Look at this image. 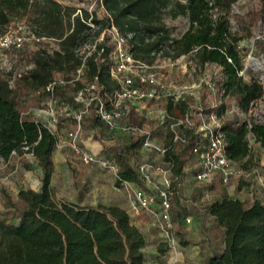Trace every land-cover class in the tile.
<instances>
[{
    "label": "trees",
    "instance_id": "16d2710c",
    "mask_svg": "<svg viewBox=\"0 0 264 264\" xmlns=\"http://www.w3.org/2000/svg\"><path fill=\"white\" fill-rule=\"evenodd\" d=\"M96 1L105 12L101 19L95 14L89 16L86 11L80 10L78 14L55 0H0V36L6 33L13 18L25 17L32 35L56 45L51 51L40 48L32 53L22 46L14 49L31 65L14 89L9 85L12 72L0 73V158L8 164L13 156L22 159L30 155L41 172L39 190L21 189L17 194L18 201L24 205L16 213L17 223L0 220V264H143L145 238L130 223L126 210L117 206L80 207L53 202L50 181L57 138L42 122L24 114L22 100L27 91H38L58 74L67 77L83 63L89 83L98 87L90 108L92 126L107 128L95 111L100 102L107 106L108 96L120 87V82L110 76L114 43L105 32L84 62L78 51L87 40L97 37L111 24L126 38L129 52L136 61L151 65L158 52L171 60L194 53L199 65L219 68V76L211 81L216 93L221 97L230 95L243 112L264 95L257 79L244 81L238 74L243 51L239 42L248 39L257 21L264 19V0H258V10L249 8L246 23L240 26L241 35L231 31L229 17L232 5L238 0H184L183 3L178 0L169 15L185 16L188 20V28L178 38L169 36L158 17L168 0ZM203 87L207 89L206 85ZM72 89L82 90L84 85L79 80L66 79L54 87L51 95L43 94L78 112L79 103L69 96ZM201 98L204 101V94ZM204 105L207 114L222 107ZM125 124L143 131L152 121L130 107ZM219 129L224 135L227 158L247 170L252 161L248 138L252 137L264 149V123L227 120ZM144 137L138 133L128 136L122 146L102 145L103 152L116 167V188L125 182L144 188L131 163ZM192 146L190 140L176 143L170 153L172 176L179 178L187 161H197ZM22 165L30 169L29 164ZM205 214L223 228V249L211 253L205 264H264V195L250 204L223 197L208 203ZM177 232L181 246L197 244L186 239L184 231Z\"/></svg>",
    "mask_w": 264,
    "mask_h": 264
},
{
    "label": "rangeland",
    "instance_id": "374dc122",
    "mask_svg": "<svg viewBox=\"0 0 264 264\" xmlns=\"http://www.w3.org/2000/svg\"><path fill=\"white\" fill-rule=\"evenodd\" d=\"M63 6L73 8L78 14L80 10L86 11L88 15L95 14L99 19L103 18L105 12L103 7L96 0H55ZM178 0H168L166 7L160 10V23L168 30L171 38H178L188 28V20L185 16L171 17L170 9ZM182 3L184 0H179ZM249 8L258 10L260 4L258 0H238L232 5L229 17L231 21V31L241 35L240 26L244 25L245 16ZM248 39L239 42L243 49L241 52V70L238 74L244 81L255 78L259 81L260 74L251 64V59H256L262 63L264 54V24L258 25ZM89 22V20H88ZM93 31L96 27L89 22ZM104 31V30H103ZM103 31L95 40L102 39ZM6 33L9 36H19L24 38V47L29 53L45 48L51 51L56 48L52 41L35 42L32 40V30L27 24L25 17L13 18ZM108 34V32H107ZM261 42L259 44L258 42ZM15 48L3 49L0 47V73L9 71L12 75L9 79L11 88H15L19 78L26 75L31 65L24 56H20ZM129 43L125 44V51L129 52ZM111 67L114 60L111 59ZM135 70L137 67H134ZM140 73L148 76L154 83H162L163 88L158 90V99L146 103L145 109L139 110L138 114L143 115L152 124L144 127L143 133L148 136L153 144L165 148L166 152L160 154L154 151H140L134 154L131 159L134 167L141 163L149 164L162 169L168 177L171 185L170 203L171 217L174 224L171 233L180 235L177 230L184 231L186 239L197 241L211 253H217L223 246V228L217 226L212 218L205 214V207L208 203L220 200L223 193H228L233 199H240L249 203L254 196V188L259 186V177H264V149L252 137L248 138L252 154V161L247 170L240 165L236 169L245 173L240 178L236 177L228 184L222 185L218 180L211 183L201 182L195 179L197 171V161H187L183 168L182 175L176 178L171 175L170 153L175 149L176 142L170 124L175 121H183L188 117L194 125L191 130L186 125H178L173 128L176 135L188 138L190 132L198 130L200 127L213 129L215 124L221 125L223 121L264 123V95L250 103L247 111H241L234 99L230 95L221 97L209 88H204L205 83H212L217 78L220 69L214 65H199L194 58V53L181 56L177 60H171L161 55L156 56L151 65L142 66ZM68 77V78H67ZM66 75L58 74L55 80L64 82L66 79H75L82 82L84 89L70 90L69 96L79 103L78 110L85 111L81 121V131L78 134L79 145L91 153L94 161L89 165H83L72 153L66 144V136L73 131L74 111L71 107L64 105L59 100H50L49 97L38 91H27L24 101V114L35 121H40L61 141L59 147H55L53 152V173L50 181L51 198L57 205L68 203L80 207L103 206H123L134 203L132 190L139 188L138 185L129 183L131 188L122 185L116 188L114 185L116 178V167L108 154L103 152L102 145L122 146L128 136L121 133L118 128L108 129L105 127L93 128L91 123V105L97 96L98 87L90 84L85 72L76 70L75 73ZM262 85V84H261ZM73 87V86H72ZM264 87V85H262ZM264 91V88H262ZM174 94L178 98H171ZM204 94V101L201 95ZM216 107L222 105L221 109L215 108L214 112L207 114V106ZM126 103L114 104L108 99L105 109L112 113H122L126 109ZM49 109L57 116V123L51 121L47 114ZM218 109V110H217ZM202 111V112H201ZM166 114L168 118H162ZM118 125L125 123V118L120 115L117 118ZM23 163L30 165L26 170ZM257 176V178H255ZM41 172L36 164V160L30 156L17 158L13 156L8 164L0 161V220L8 223H17L15 218L18 210L23 208V204L17 199L19 190L31 189L34 191L40 188ZM155 181L161 179L158 173L153 172ZM250 194V195H249ZM129 210L130 223L136 226L145 238V246L142 249L143 264H168L169 249L167 239L161 235L156 226V219L145 211L138 214ZM190 222L186 223L185 219ZM168 235L170 233L168 232ZM166 245V246H165ZM204 261H201V264Z\"/></svg>",
    "mask_w": 264,
    "mask_h": 264
},
{
    "label": "built area",
    "instance_id": "2783aa9c",
    "mask_svg": "<svg viewBox=\"0 0 264 264\" xmlns=\"http://www.w3.org/2000/svg\"><path fill=\"white\" fill-rule=\"evenodd\" d=\"M264 24V21H259L258 25ZM91 27V25H89ZM108 32L111 40L114 43L112 49V58L114 60V66L110 69V76L119 81V89L115 90L108 99L114 104L126 103V109L122 113H112L105 109V105L100 102L98 109L95 111L97 117L102 120L108 129L118 128L121 133L132 136L138 133H143L134 127H129L125 123L118 125L117 118L122 115L126 118L130 107L134 108L138 113L139 110L145 109V104L158 99V90L163 88L162 83H154L152 79L144 74L140 73L142 66L146 64L133 59L130 52L125 51L126 38L123 37L117 29L111 24L110 27L103 31V34ZM32 40L35 42L50 41L45 38L36 37L32 35ZM264 40V39H262ZM101 39H89L79 49L78 54L81 56L82 62L87 56L94 51L96 42H100ZM24 38L19 36H9L7 33L0 36V47L3 49L19 48L23 45ZM160 55V52L156 56ZM262 56V63H259L256 59H251V64L254 66L257 64L256 70L259 72V83L264 85V54ZM137 67L135 70L134 67ZM84 69L83 63L79 68V71ZM62 84L54 79V81L48 83L44 87L40 88L41 93L51 95L54 87ZM207 88L211 91L214 89L213 83H205ZM261 85V86H262ZM264 88V87H262ZM171 98H178L174 94L169 95ZM50 100H53L51 96H48ZM96 100V99H95ZM85 111L80 110L73 115L74 129L67 134L66 144L72 153L77 157L83 165H89L94 161V157L91 153L86 151L79 145L78 134L81 131V121ZM202 112V111H201ZM51 121L56 124L57 116L49 109L47 113ZM162 118H168L166 114H163ZM178 125H186L188 130H192L194 125L186 117L183 121H175L170 124L172 133L174 134V141L185 143L191 141L192 153L197 159V171L195 179L201 182L211 183L218 180L222 185H226L233 178H240L245 173L241 169H236L237 163L229 160L225 151L224 135L220 131V125L215 124L213 129L206 127H200L194 132H190L188 138L185 139L176 135L173 128ZM60 140L56 141V146L59 147ZM140 151H154L160 154L166 152L165 148H161L158 145L152 143L149 137L146 135L142 142ZM0 161H3L0 158ZM136 172L144 184V188H133L132 195L134 203L131 205V212L138 214L140 211L150 213L156 219L157 227L160 230L162 236L167 239V245L169 249V262L168 264H179L181 252L179 249L180 240L177 235L171 233L174 224L171 217V203H170V181L165 176V172L157 167H153L146 163H141L135 166ZM153 172L158 173L161 177L159 181H155L153 178ZM257 178V176L255 177ZM127 188H131L129 183H123ZM186 223L190 222L189 218L185 219ZM168 232L170 235H168Z\"/></svg>",
    "mask_w": 264,
    "mask_h": 264
},
{
    "label": "crops",
    "instance_id": "0c3cea01",
    "mask_svg": "<svg viewBox=\"0 0 264 264\" xmlns=\"http://www.w3.org/2000/svg\"><path fill=\"white\" fill-rule=\"evenodd\" d=\"M259 182H260L259 186L254 188V193H253L254 196L250 199L248 204H250L254 199H261L262 195H264V177H259ZM223 197H226L227 199H233L230 197L228 193L227 194L223 193L221 198ZM132 204L133 202L131 204L126 205V208L128 207L130 208ZM117 207L126 210L127 213L129 214V210L126 209L125 207L123 206H117ZM129 217H130V214H129ZM196 243H197L196 245H192V244H189L187 246L179 245V249L181 252L179 264H201V261H204L202 264H205L206 259L210 256L211 252L207 249V247H204L201 243L197 241ZM222 249H223V246L219 252H221Z\"/></svg>",
    "mask_w": 264,
    "mask_h": 264
},
{
    "label": "bare ground",
    "instance_id": "6f19581e",
    "mask_svg": "<svg viewBox=\"0 0 264 264\" xmlns=\"http://www.w3.org/2000/svg\"><path fill=\"white\" fill-rule=\"evenodd\" d=\"M254 67H255V68H257V67H258L256 63H255V65H254Z\"/></svg>",
    "mask_w": 264,
    "mask_h": 264
}]
</instances>
